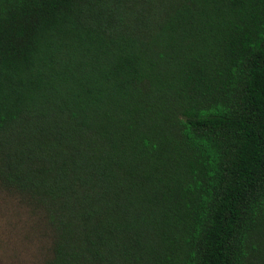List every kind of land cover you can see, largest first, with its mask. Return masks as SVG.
<instances>
[{"label":"trees","instance_id":"obj_1","mask_svg":"<svg viewBox=\"0 0 264 264\" xmlns=\"http://www.w3.org/2000/svg\"><path fill=\"white\" fill-rule=\"evenodd\" d=\"M0 190L46 264H264V0H0Z\"/></svg>","mask_w":264,"mask_h":264},{"label":"rangeland","instance_id":"obj_2","mask_svg":"<svg viewBox=\"0 0 264 264\" xmlns=\"http://www.w3.org/2000/svg\"><path fill=\"white\" fill-rule=\"evenodd\" d=\"M54 240L41 210L17 193L0 190V264H46Z\"/></svg>","mask_w":264,"mask_h":264}]
</instances>
